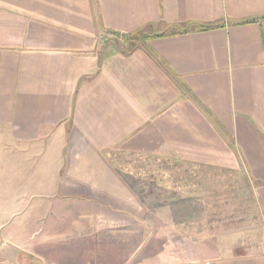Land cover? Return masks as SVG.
Here are the masks:
<instances>
[{"label": "crops", "instance_id": "1", "mask_svg": "<svg viewBox=\"0 0 264 264\" xmlns=\"http://www.w3.org/2000/svg\"><path fill=\"white\" fill-rule=\"evenodd\" d=\"M199 24L127 53L104 38ZM0 135V264H126L118 235L152 207L113 154L244 172L264 233V0H0ZM54 208L74 229L43 224ZM243 236L139 264H264Z\"/></svg>", "mask_w": 264, "mask_h": 264}, {"label": "rangeland", "instance_id": "2", "mask_svg": "<svg viewBox=\"0 0 264 264\" xmlns=\"http://www.w3.org/2000/svg\"><path fill=\"white\" fill-rule=\"evenodd\" d=\"M104 38H107L105 43L111 44L117 40L123 45L122 38L114 34H105ZM0 141L7 143L5 138H0ZM112 157L152 207L148 213L149 229L146 232L143 230V232L119 233L118 245L126 247L121 251L118 249L119 260L121 256L125 257L126 264L148 263L156 261L158 258L156 256L162 252L168 255L166 259L183 256L184 248L187 247L190 238L196 239L209 231L221 233L238 230L244 235V248L260 245L264 236L261 215L252 185L244 172L143 156L113 154ZM182 197H190L195 201L183 203L184 205L173 202ZM162 203L167 205L169 203L173 209H178L166 211L164 216L158 215L157 209L163 205ZM193 213H202V215L190 216ZM200 216L203 218L201 219ZM41 218L43 224L46 222L53 224V231L58 234L74 229L69 224L74 218L73 215L68 217L67 213L64 215L58 208H54L52 215L44 213ZM84 220L82 224L90 223V218L87 216ZM143 256L145 258L142 259ZM56 257H58L56 259L60 258L59 255ZM22 263L24 264V260Z\"/></svg>", "mask_w": 264, "mask_h": 264}, {"label": "trees", "instance_id": "3", "mask_svg": "<svg viewBox=\"0 0 264 264\" xmlns=\"http://www.w3.org/2000/svg\"><path fill=\"white\" fill-rule=\"evenodd\" d=\"M252 20H256V18L247 20V21H252ZM247 21H243V22H247ZM243 22H239V23H243ZM215 24H199V25H186V26H170V30L167 32H163V33H157V34H149L148 36H142L140 35L139 37H133L136 35H139L140 33L138 32H132V33H119V32H112L114 35L121 37L123 40V45L119 44L117 42V40H115L116 45L118 47V49L120 51L123 52H131L134 49H136L137 47H139L140 43L144 40H146L149 37H153V36H163V35H171V34H177V33H183L186 31H189L190 29H204V28H210V27H214ZM141 40V41H140ZM122 45V46H121ZM125 45V46H124Z\"/></svg>", "mask_w": 264, "mask_h": 264}]
</instances>
